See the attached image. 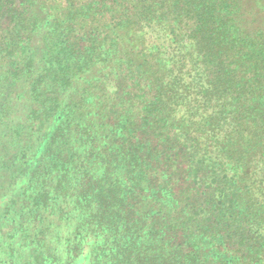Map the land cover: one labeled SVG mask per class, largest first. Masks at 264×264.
Wrapping results in <instances>:
<instances>
[{"label":"trees","instance_id":"16d2710c","mask_svg":"<svg viewBox=\"0 0 264 264\" xmlns=\"http://www.w3.org/2000/svg\"><path fill=\"white\" fill-rule=\"evenodd\" d=\"M0 264H264V0H0Z\"/></svg>","mask_w":264,"mask_h":264}]
</instances>
